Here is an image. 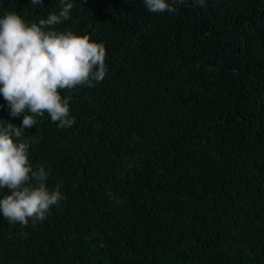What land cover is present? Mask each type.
I'll use <instances>...</instances> for the list:
<instances>
[{
    "label": "trees",
    "instance_id": "1",
    "mask_svg": "<svg viewBox=\"0 0 264 264\" xmlns=\"http://www.w3.org/2000/svg\"><path fill=\"white\" fill-rule=\"evenodd\" d=\"M72 2L56 30L102 42L107 75L61 90L73 126L45 113L18 138L65 199L35 226L0 215V264H264V0ZM22 120L0 94V126Z\"/></svg>",
    "mask_w": 264,
    "mask_h": 264
},
{
    "label": "clouds",
    "instance_id": "2",
    "mask_svg": "<svg viewBox=\"0 0 264 264\" xmlns=\"http://www.w3.org/2000/svg\"><path fill=\"white\" fill-rule=\"evenodd\" d=\"M152 13H176L185 0H143ZM204 6V0H194ZM42 6L44 0H30ZM61 10L38 23H26L16 13L0 18V94L13 117L23 116L20 127L0 126V215L12 225L35 226L47 219L53 206L65 199L59 185L48 186L49 173L30 162L27 142L18 140L25 129L37 124L47 113L60 128L71 127V96L61 90L77 86L94 87L107 75L106 47L89 35L58 31L56 26L70 19L72 0H60ZM48 29V30H45Z\"/></svg>",
    "mask_w": 264,
    "mask_h": 264
}]
</instances>
